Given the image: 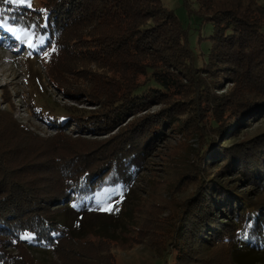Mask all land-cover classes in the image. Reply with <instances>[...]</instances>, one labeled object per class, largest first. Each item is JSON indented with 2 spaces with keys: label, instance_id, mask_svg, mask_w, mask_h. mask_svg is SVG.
Masks as SVG:
<instances>
[{
  "label": "trees",
  "instance_id": "1",
  "mask_svg": "<svg viewBox=\"0 0 264 264\" xmlns=\"http://www.w3.org/2000/svg\"><path fill=\"white\" fill-rule=\"evenodd\" d=\"M198 3V15L214 26L202 67L192 61L187 29L162 0H0L3 18L33 32L30 52L46 57L53 81L59 86L70 74L67 80L83 85L80 95L99 105L60 117L35 108L57 132L47 138L0 109V264H39L34 248L60 257L52 264H118L105 244L127 241L116 227L126 231L136 221L120 198L144 172L165 130L191 121L189 111L179 109L182 101L170 98L202 71L215 85L224 72V79L248 88L237 99L236 92L209 94L206 79H197V91L209 98L189 115L208 106L210 118L195 117L201 149L191 175L194 193L180 205L164 264H264V131L236 135L264 114V0ZM62 60L74 64L64 69ZM156 102L167 107L163 115L124 128L109 145L91 141L94 149H84L79 142L85 139L64 137L75 125L111 133ZM107 206L118 218L111 230H77L65 218L70 210Z\"/></svg>",
  "mask_w": 264,
  "mask_h": 264
},
{
  "label": "rangeland",
  "instance_id": "2",
  "mask_svg": "<svg viewBox=\"0 0 264 264\" xmlns=\"http://www.w3.org/2000/svg\"><path fill=\"white\" fill-rule=\"evenodd\" d=\"M162 1L167 8L177 14L182 25L187 29L189 34L188 45L194 51L192 61L198 67L204 66L208 62L211 46L210 36L214 26L211 22L206 21L208 18L203 21L198 15V0ZM7 24L13 23L0 15V25H5L0 28V109L13 114L18 122L26 125L40 137L47 138L53 137L57 132L53 126L46 123L45 115L40 116L35 108L55 117L70 115L71 112L78 109L94 111L99 108V105L84 97L83 93L80 95L81 92L78 91L83 90V85L81 86L79 81L77 85H73L69 81L71 80V78L69 79L70 74L61 76L60 87L53 81L47 67L46 57L31 54L32 48L27 46V44L34 42V34L30 29L20 30L22 38L18 35L12 37L4 31ZM68 62V60H62L59 65L61 67L63 65L64 69L71 68L74 63L71 61L68 65ZM196 75L198 78L195 77ZM213 75L218 74L213 73ZM200 76L206 79L209 94L215 92L232 95L236 92L238 94L233 97L238 99L243 97L242 92H247V82L243 81L241 85H234L232 78L224 79V72L219 74V77L223 79L222 85H215L214 81L206 77L205 71H202L201 74L193 72L186 80H183L178 92L170 98L172 101H182L179 108L181 111H189V114H192V107L198 105L201 100L205 101L209 98L205 92L200 94L197 91L196 87L198 80L201 79ZM139 79L144 80L143 77ZM62 87L69 88L63 89ZM207 107L204 106L203 109L199 107L200 112L197 110L199 113L195 111L193 115L188 114L191 121L183 123V127L165 130L166 135L158 140L156 147L152 150L144 172L141 173L130 192L125 197L120 198L122 199L123 211L133 212L136 221L134 222L135 227H129L126 231L124 227L122 229H119V226L116 227L118 232L123 231L121 237L124 238L126 235L127 241L120 240L118 243L107 241L105 244L112 251L118 264H164L168 252L166 246L172 234L173 222L177 219L178 211L181 208L180 205L189 195L194 193V179L191 175L199 161L196 153L201 149V141L197 136L200 127L197 128L195 121L196 118H199L197 117L198 114L203 117L204 122L209 121L210 116L209 114L205 115L206 110L204 109ZM166 109L165 104L156 102L149 109L127 117L111 133L105 134L107 133L105 132L98 135L84 132L78 130L79 128H76L75 125V130L72 127L69 128L70 130L66 131L64 137L77 138L79 136L85 139V141L79 142L80 144L83 143L82 148L84 149L93 148L91 141L109 145L108 140L112 138V140H118L120 136L125 134L124 128L127 127L126 129H128L130 125L146 121L150 115H163ZM76 115L74 113L73 117ZM173 121L171 122L172 125H174ZM71 124L74 122L71 121L69 126ZM80 127L81 129L84 128L82 124ZM261 131H264V114L257 117L251 125L243 126L236 135L240 138L245 135L249 137ZM99 200L101 203L105 202L103 196L99 197ZM109 208L110 210H102ZM116 215L114 207L107 206L100 207V210L97 211L83 213L70 210L66 213L65 218L77 230L89 229L92 231L99 227H110L111 230V227L118 223ZM89 237L93 239L95 235H89ZM147 241H149L150 246ZM32 254L39 264H52V262H59L60 260V257L55 253L52 254L42 248H34Z\"/></svg>",
  "mask_w": 264,
  "mask_h": 264
},
{
  "label": "snow or ice",
  "instance_id": "3",
  "mask_svg": "<svg viewBox=\"0 0 264 264\" xmlns=\"http://www.w3.org/2000/svg\"><path fill=\"white\" fill-rule=\"evenodd\" d=\"M12 2L13 3H15V2H19V3H21V4H23V3H25V0H12ZM30 6V5H29ZM30 47H32V45H29ZM102 210H110V208L109 209H102ZM24 239H31V237L30 236H24L23 237Z\"/></svg>",
  "mask_w": 264,
  "mask_h": 264
},
{
  "label": "bare ground",
  "instance_id": "4",
  "mask_svg": "<svg viewBox=\"0 0 264 264\" xmlns=\"http://www.w3.org/2000/svg\"><path fill=\"white\" fill-rule=\"evenodd\" d=\"M2 26V25H1ZM3 47V46H2ZM6 47H8V46H6ZM7 59V58H6Z\"/></svg>",
  "mask_w": 264,
  "mask_h": 264
}]
</instances>
